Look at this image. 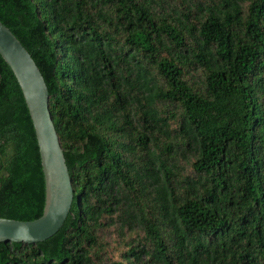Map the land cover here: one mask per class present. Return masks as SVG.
I'll return each instance as SVG.
<instances>
[{"label":"trees","instance_id":"1","mask_svg":"<svg viewBox=\"0 0 264 264\" xmlns=\"http://www.w3.org/2000/svg\"><path fill=\"white\" fill-rule=\"evenodd\" d=\"M73 189L57 233L0 264H264V0H0ZM21 90L0 57V218L42 215Z\"/></svg>","mask_w":264,"mask_h":264},{"label":"water","instance_id":"2","mask_svg":"<svg viewBox=\"0 0 264 264\" xmlns=\"http://www.w3.org/2000/svg\"><path fill=\"white\" fill-rule=\"evenodd\" d=\"M0 57L21 90L34 129L44 181L42 215L32 221L0 218V243H40L62 227L73 201V189L51 119L44 79L30 54L1 22Z\"/></svg>","mask_w":264,"mask_h":264}]
</instances>
